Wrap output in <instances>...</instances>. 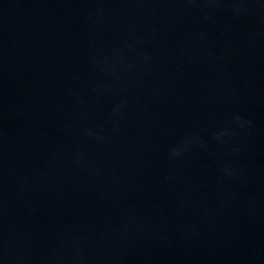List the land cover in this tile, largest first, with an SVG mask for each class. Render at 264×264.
I'll list each match as a JSON object with an SVG mask.
<instances>
[{
    "label": "water",
    "instance_id": "95a60500",
    "mask_svg": "<svg viewBox=\"0 0 264 264\" xmlns=\"http://www.w3.org/2000/svg\"><path fill=\"white\" fill-rule=\"evenodd\" d=\"M0 264H264V0H0Z\"/></svg>",
    "mask_w": 264,
    "mask_h": 264
}]
</instances>
